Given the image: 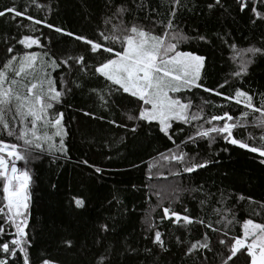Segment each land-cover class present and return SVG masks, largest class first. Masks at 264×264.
<instances>
[{
  "label": "trees",
  "instance_id": "1",
  "mask_svg": "<svg viewBox=\"0 0 264 264\" xmlns=\"http://www.w3.org/2000/svg\"><path fill=\"white\" fill-rule=\"evenodd\" d=\"M45 5L42 11L30 6L29 14L44 19L54 26L61 27L75 34L93 37L98 30L105 28L103 20L107 15L105 0H37ZM114 4H132V0H111ZM213 0H181V7L176 14V22L182 32L189 37L182 43L179 50L203 55L207 58L206 68L202 71V83L206 88L216 89L225 80L229 84L223 89L225 94H232L236 88L250 90L255 94V103L259 106L260 94L264 93V55H257L250 66L249 74L241 79H231L230 74L236 71V63L231 59V52L223 41L233 43L239 48L250 45L264 48V20H255L250 12H240L237 0H222L223 8L216 7L209 11L207 5ZM142 5L134 8L132 16L138 17L139 23L146 28H153L152 20L167 22L171 9V0H135ZM16 5L23 8L31 5V0H0V10ZM150 9L155 12L150 13ZM227 9V10H225ZM264 11V8L260 9ZM132 16H128L129 21ZM27 24L28 21H21ZM35 35L43 33L44 49L33 46L27 51H49L57 57L79 55L85 52L82 42L72 37L56 33L42 25L36 26ZM155 34L163 32V27L156 26ZM225 33L228 35L225 36ZM30 34L16 24L9 17L0 18V69L10 54L6 47L14 48L15 53L25 51L23 46L15 43L22 35ZM205 36L201 41L198 37ZM7 41V45L5 44ZM119 50V45L116 46ZM61 73H66L70 81L67 93L60 104L55 106V112H62L67 135L64 137L65 152L57 151L59 137L55 138L56 147L46 150L40 159L28 163V170L32 176L29 188L28 227L26 232L31 240L28 249L33 264H41L42 259H50L55 264H152L158 259L160 264H198L200 252L185 256L187 246L200 240L208 232L213 241V251L205 253L210 264H220L217 253L223 254L224 249L215 242L219 236L204 225L194 223L184 226L183 223H172L161 220L162 208L152 209L157 204L156 192L162 194L178 185L183 191L180 199L172 204L173 210L184 214L187 208L189 215L205 224L211 222L213 227H221L215 221L219 219L216 209L221 194L226 197L224 207L233 209L236 223L232 226L231 234L240 235L241 225L245 219H254L264 223V157L258 153H251L246 149L226 143L223 139L215 140L211 145L207 140H199L194 146L188 144L184 150L197 160L209 161L203 169L192 174L173 176L176 167L166 161L149 169V164L160 160V153L173 148V144L158 131L155 124L147 127L138 125L136 132L131 131L134 121H128L126 114L135 115L137 103L135 98L116 96L115 104L105 103L91 89L104 87L102 79L85 76L78 69L69 71L61 67L52 72L56 79L57 88L60 87ZM82 85L75 87V83ZM190 98L193 105H201L209 101L204 109V118L229 111L234 117L245 109L234 101H224L220 97L207 93L202 89H192L183 93ZM105 99L108 97L105 94ZM222 105V107L220 106ZM195 110V109H193ZM91 113L92 115H85ZM257 116L259 114H256ZM103 117V119H100ZM239 128L235 135L238 139H246L249 134L256 137L248 142L253 146L260 143L259 136L262 129L251 125ZM115 120L116 125L109 123ZM127 125L120 127L117 125ZM39 128V125H38ZM184 128L177 143L191 135L194 128L177 122L174 129ZM52 129H40L38 134ZM0 139L16 142L6 134H0ZM87 161L85 165L83 161ZM91 166L99 167L103 171L96 173ZM151 175V179L149 176ZM167 177V180H161ZM3 180L0 178V206H3ZM55 185V187H53ZM244 200H238L239 196ZM73 197H81L86 206L75 207ZM251 197L255 203H250ZM201 201H204L201 204ZM164 207L167 201H161ZM253 212L259 213L253 215ZM151 215L155 229L147 230L146 219ZM231 219V216H229ZM107 222L114 223L115 230L107 235H101L98 226ZM4 218L0 215V224ZM159 230L163 234L164 249H160L147 239ZM101 243H96L97 237ZM176 237L185 242L180 244ZM11 237L0 235V242ZM71 241L69 247L65 242ZM137 248L140 255H118L124 247ZM152 250L146 255L144 249ZM5 254L0 252V258ZM235 259V258H234ZM12 264H23L22 257H17ZM235 264H246V258L235 259Z\"/></svg>",
  "mask_w": 264,
  "mask_h": 264
},
{
  "label": "snow or ice",
  "instance_id": "2",
  "mask_svg": "<svg viewBox=\"0 0 264 264\" xmlns=\"http://www.w3.org/2000/svg\"><path fill=\"white\" fill-rule=\"evenodd\" d=\"M30 6H35L39 11L45 7L37 0H31V5L26 4L22 9L14 4L12 7L0 10V18L9 17L17 28L30 33L22 35L15 41L16 44L23 46L25 51L22 54L15 53L13 47H6V52L10 55L0 69V134H6L16 141L9 143L0 139V178L3 180V206H0V215L4 218V223L0 224V235L11 237L5 242H0V252L5 254L4 258H0V264H12L18 256L22 257L23 264H33L28 251L32 246L31 240L26 232L32 176L26 168L19 169L17 162L24 161L27 164L40 159L46 148L51 151L56 147V137H59V148L56 150L66 151L64 137L67 131L62 123L64 114L55 112V106L60 104L63 97L72 89L68 87L70 81L66 78V73H61L60 87L57 88L52 72L61 67L69 71L78 69L85 76L102 79L104 87L91 89V92L98 95L105 103L111 101L115 104L114 97H123L125 94L135 98L136 114H126L128 121L135 122L131 131L136 132L137 126L141 124L150 128L155 124L158 131L174 146L167 149L166 153H160V160L155 164H149V169L159 165L160 161L174 164L177 170L170 173L173 176L192 174L198 169L205 168L209 161H199L184 150L186 145L195 146L199 140H207L211 145L215 140L223 139L226 143L264 157V93L260 94L259 106H257L254 102L255 94L250 90L236 88L232 94H225L223 89L229 84V80L219 84L216 89L204 87L202 71L206 68L207 58L179 50L180 45L189 39L176 22L181 0H171L167 22L152 20L153 28H146L142 23L137 22L138 17L132 16L134 8L142 7L135 3V0H132L131 5L114 4L111 0H105V9L112 11H108L103 20L105 28L98 30L93 37L75 34L54 26L44 19L36 18L29 14ZM237 6L240 12L250 10L253 22L264 20V11L260 10L264 8V0H237ZM207 7L209 11L216 7L223 8L222 0H213ZM151 12H155V9H150ZM128 16H132L131 21L127 19ZM25 20L28 21L27 24L21 23ZM37 25L82 42L85 52L57 57L55 53L47 50L41 53L27 51L33 46L45 48L42 43L43 33L35 35L38 31ZM156 26L163 27L162 34H155ZM227 35L225 33V36ZM198 38L201 41L207 39L202 35ZM223 42L231 52L230 59L236 63V71L230 74L231 79L234 80L245 78L249 74L250 66L255 62L254 58L257 55H264L262 47L250 45L247 48H239L235 42L230 44L227 40ZM5 44L7 45V41ZM75 87L81 88L82 85L75 83ZM192 89H202L224 101H234L245 110L236 117L226 110L222 114L211 115L205 119L204 109L210 102L203 101L201 105H193L190 98L183 96V93L191 92ZM85 115L92 114L85 113ZM250 116L251 125L262 129L258 138L260 143L255 146L248 142L256 139L251 134L246 139H238L235 135L237 129L249 126ZM177 122L194 128L193 133L179 143L177 140L184 133V128L174 129V124ZM109 123L116 125L115 120ZM117 126L127 127L124 124ZM40 129H52V134L49 135L47 131L38 134ZM260 162L264 163V160ZM83 163L88 165L86 160ZM91 167L96 173L103 171L99 167ZM149 178H152L151 175ZM183 191L186 190L174 185L163 194L156 192L158 200L152 211L162 208L161 220H170L174 224L182 222L184 226L199 223L217 233L219 238L215 243L224 249L223 254L217 253L220 264H235V259L241 256L246 258V264H264V223H258L251 218L245 219L241 225V234H231L232 226L237 222L235 212L224 207L226 197L221 194L219 201L221 208L215 210L219 215L215 223L221 227H213L211 222L205 224L204 220H198L187 214V208L184 214L173 210L172 204L180 199ZM244 199L242 195L238 197V200ZM247 199L250 203H255L251 197ZM161 201H167L168 206L164 207ZM72 202L77 208L86 206L85 200L81 197H73ZM203 203L204 201H201V204ZM260 207L264 208V204ZM258 214L253 212V215ZM145 223L149 232L155 229L151 215ZM114 230V223L110 225L105 222L98 226L101 235H107ZM162 237V232L155 230L154 235L146 238L151 239L153 245L163 250L165 242ZM176 240L180 244L185 243L181 237H176ZM65 243L69 247L72 245L71 241ZM96 243H101L99 236ZM197 251L200 252L198 264H210L209 257L205 255L213 251V241L208 232H205L200 240L190 243L184 255H194ZM144 253L151 255L152 250L145 248ZM118 255L138 256L140 252L129 245ZM41 264H55V262L45 258L42 259ZM104 264L108 262L104 261ZM152 264H160V261L154 259Z\"/></svg>",
  "mask_w": 264,
  "mask_h": 264
},
{
  "label": "rangeland",
  "instance_id": "3",
  "mask_svg": "<svg viewBox=\"0 0 264 264\" xmlns=\"http://www.w3.org/2000/svg\"><path fill=\"white\" fill-rule=\"evenodd\" d=\"M10 143V142H9ZM5 155H6V153H5ZM17 167L20 169V167L21 168H23V169H27L28 170V163L26 164L24 161H18L17 162ZM168 178L167 177H161V180H167Z\"/></svg>",
  "mask_w": 264,
  "mask_h": 264
},
{
  "label": "bare ground",
  "instance_id": "4",
  "mask_svg": "<svg viewBox=\"0 0 264 264\" xmlns=\"http://www.w3.org/2000/svg\"><path fill=\"white\" fill-rule=\"evenodd\" d=\"M20 169H23V168L20 167Z\"/></svg>",
  "mask_w": 264,
  "mask_h": 264
}]
</instances>
